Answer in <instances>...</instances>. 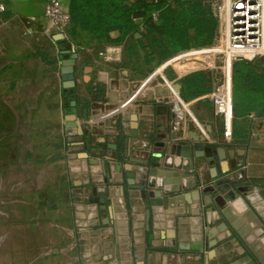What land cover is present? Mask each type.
<instances>
[{
    "label": "crops",
    "instance_id": "1",
    "mask_svg": "<svg viewBox=\"0 0 264 264\" xmlns=\"http://www.w3.org/2000/svg\"><path fill=\"white\" fill-rule=\"evenodd\" d=\"M60 2L71 11L72 0ZM46 3L7 1L0 14V74L9 53L46 45V54L68 69L64 76L72 75L64 78L72 88L59 100L72 158L77 264H264V108L251 105L257 93L238 78L228 129L208 96L218 73L204 71L207 91L184 95L183 77L205 67L209 46L162 65L148 61L142 33L123 36L115 29L98 37L73 21L61 30L48 21ZM190 31L193 36L195 28ZM67 50L78 57H62ZM259 58L249 66L264 75ZM170 64L177 75L164 70ZM134 122L137 136L128 146ZM198 144L218 152L208 156ZM153 164L157 173L150 175ZM161 171L188 175L177 192H166L174 184L166 185ZM102 194L104 202L97 201Z\"/></svg>",
    "mask_w": 264,
    "mask_h": 264
},
{
    "label": "rangeland",
    "instance_id": "2",
    "mask_svg": "<svg viewBox=\"0 0 264 264\" xmlns=\"http://www.w3.org/2000/svg\"><path fill=\"white\" fill-rule=\"evenodd\" d=\"M215 20L209 8L208 40L197 44L199 23L193 22L197 27L193 36L188 31L187 47L169 52L161 64L180 53L216 45ZM37 47L9 53L0 74V264H77L72 158L59 100L72 87L65 83L64 68L46 54L48 46ZM164 70L177 75L173 64ZM212 72L221 74L217 67ZM234 99L232 81L233 113Z\"/></svg>",
    "mask_w": 264,
    "mask_h": 264
},
{
    "label": "trees",
    "instance_id": "3",
    "mask_svg": "<svg viewBox=\"0 0 264 264\" xmlns=\"http://www.w3.org/2000/svg\"><path fill=\"white\" fill-rule=\"evenodd\" d=\"M210 5L203 0L183 2L179 0L176 7L154 5L136 2L131 5L123 0H72L71 18L74 23L84 30H88L98 37H107L115 29L125 36L130 31L142 33L147 47L151 52L147 55L148 61H163L169 52L181 51L187 47L190 28H195L193 22L199 23L195 34L198 45H203L209 38L206 26ZM157 13V18L154 17ZM140 18L144 31H140L139 23L133 21ZM162 19L165 21L162 22ZM217 20L215 21V26ZM193 39V38H192ZM162 46V47H161ZM261 58L254 59L255 61ZM253 61V60H252ZM251 61L238 60L233 64V86L238 78H244L248 89L257 95L252 96L251 105L255 108H264V75L254 71L249 66ZM184 95L186 98L198 96L205 91L202 84L207 81L206 73L198 70L183 77ZM66 106H70L67 102Z\"/></svg>",
    "mask_w": 264,
    "mask_h": 264
},
{
    "label": "built area",
    "instance_id": "4",
    "mask_svg": "<svg viewBox=\"0 0 264 264\" xmlns=\"http://www.w3.org/2000/svg\"><path fill=\"white\" fill-rule=\"evenodd\" d=\"M8 0H0V14L6 10ZM212 11L217 20L216 45L230 50L231 67L230 78L232 80L233 64L237 60H254L264 57V0H213ZM46 17L48 21L61 30L72 22L70 12L64 11L60 0H47ZM157 18V13L153 14ZM144 31V25L139 26ZM214 45V46H216ZM226 51L221 53L224 57ZM163 65V64H162ZM161 65V66H162ZM220 68L221 74L215 76L218 85L208 94L215 114L222 117L229 129L232 122V100H227L224 93V85L227 79L224 67ZM213 71V67H207Z\"/></svg>",
    "mask_w": 264,
    "mask_h": 264
},
{
    "label": "water",
    "instance_id": "5",
    "mask_svg": "<svg viewBox=\"0 0 264 264\" xmlns=\"http://www.w3.org/2000/svg\"><path fill=\"white\" fill-rule=\"evenodd\" d=\"M183 1H191V0H183ZM62 57H70L71 59H76L77 57H78V55H77V53H71V50H67V51H64L63 53H62ZM64 71L66 72V71H68V69H64ZM69 72V71H68ZM72 77V75L71 74H69V75H65L64 76V78H66V79H69V78H71ZM137 136V132H136V123L134 122L133 123V129H132V131H131V137L130 138H128L127 140H126V143H127V145L129 146V144H130V141H131V139H132V137H136ZM196 149H198V150H205V152H206V155H208V156H212V155H215V154H217V152H218V150H215L212 146H207V147H204L203 145H201V144H198V145H196V147H195ZM156 166H158V164H153V168L150 170V175H154V174H156L157 172H156V169H155V167ZM156 172V173H155ZM162 176H166L167 177V179H165V184L166 185H169V184H171V183H173L174 185L172 186V187H170V188H168V189H166V192H177L179 189H180V186H182L183 187V182H182V177H186L188 174H185V175H182V174H179V173H173V172H171V171H161V172H159ZM131 177L132 178H134L135 177V174H132L131 175ZM139 187L140 188H144V185H139ZM144 195H145V193H146V191H145V189H144ZM104 195L102 194L101 195V198L99 197L98 199H96L97 201H103L104 202V197H103ZM227 197L229 198V199H231V200H233V198L232 197H230L229 195H227ZM145 198H146V196H145ZM176 198L175 197H171L170 199H167V201H165V204H169V202H170V200L172 201V200H175ZM147 200V199H146ZM146 205H147V208L149 207V203L146 201ZM103 207H105V205L103 206ZM149 213H150V211H149V209L147 210V215H148V217H149Z\"/></svg>",
    "mask_w": 264,
    "mask_h": 264
},
{
    "label": "bare ground",
    "instance_id": "6",
    "mask_svg": "<svg viewBox=\"0 0 264 264\" xmlns=\"http://www.w3.org/2000/svg\"><path fill=\"white\" fill-rule=\"evenodd\" d=\"M226 51V55L221 58V53ZM230 50L222 48L220 46H209L208 49L206 50V56L208 58V63L205 65L204 68L207 67H217L221 66L224 67L225 73H227V79L224 85V93L227 97V100L229 103H231L232 100V92H231V85H232V80L230 78V67H231V54H229ZM221 58L220 64H217V59Z\"/></svg>",
    "mask_w": 264,
    "mask_h": 264
}]
</instances>
